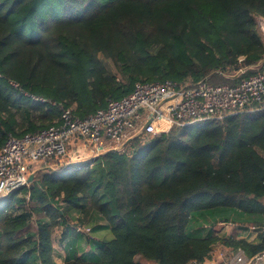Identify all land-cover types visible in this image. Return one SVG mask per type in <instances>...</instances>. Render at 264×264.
I'll list each match as a JSON object with an SVG mask.
<instances>
[{
    "label": "trees",
    "instance_id": "16d2710c",
    "mask_svg": "<svg viewBox=\"0 0 264 264\" xmlns=\"http://www.w3.org/2000/svg\"><path fill=\"white\" fill-rule=\"evenodd\" d=\"M261 20L264 0H0V150L137 83L236 85L256 70L230 79L235 71L264 61ZM236 212L264 217V109L142 133L60 171L42 166L0 200V264H54L61 224L63 264H203L217 245L262 253L264 235L251 247L211 228ZM76 214L110 239L76 230Z\"/></svg>",
    "mask_w": 264,
    "mask_h": 264
},
{
    "label": "built area",
    "instance_id": "2783aa9c",
    "mask_svg": "<svg viewBox=\"0 0 264 264\" xmlns=\"http://www.w3.org/2000/svg\"><path fill=\"white\" fill-rule=\"evenodd\" d=\"M264 61L235 71L230 79H239L248 69L255 73L236 85H213L208 79L137 83L133 91L118 100H109L84 119L69 111L60 114L59 122L33 134L9 137L0 150V200L29 184L33 167L66 155L73 139L98 150L106 142L121 149L124 140L137 124L144 123L143 133L157 135L173 127L222 120L243 112L264 109ZM264 262V251L248 257L242 249L225 264Z\"/></svg>",
    "mask_w": 264,
    "mask_h": 264
},
{
    "label": "crops",
    "instance_id": "0c3cea01",
    "mask_svg": "<svg viewBox=\"0 0 264 264\" xmlns=\"http://www.w3.org/2000/svg\"><path fill=\"white\" fill-rule=\"evenodd\" d=\"M145 126L146 124L144 123L137 124L135 130L133 132H130L129 135H127L122 147L125 146V144L130 142L135 137L141 135L143 133ZM111 150L117 151V147H115L110 142L108 143L105 141V144L103 143L98 150H93L90 149L89 147H86L84 141L79 139H73L72 141H70L69 145H67L66 155L59 159L49 160L47 162V165L49 169L60 171L61 169L69 165L78 164L80 162H89ZM73 159H76L78 161ZM73 161H76V163ZM227 218L228 220L226 222H217L215 225H213V227L211 226V228L215 231V233L219 237L223 239H229L231 237H234V239L236 240L245 241L251 247H258L263 244V235H264L263 216L248 215V214H242L236 212V213H231V215H229V217ZM97 222L96 224L98 226H101L103 224ZM98 232L99 233L102 232L104 234L103 235L104 238L99 239V236L94 235L96 239L106 240V241L110 239V235L106 230L99 229L96 233ZM66 233L67 231H65L64 236L67 237ZM68 237L67 239H69ZM67 239L65 238L64 240L65 244L67 243ZM65 244L63 247V254L56 252L52 248V252H53L52 258L54 264H63L66 261L67 254H66ZM81 247H82L81 248L82 254L88 255V253H90V247L88 246H81ZM237 250L222 245H217L216 247H214L213 251L210 253L209 257L203 262V264H225V262H227L229 259H231L234 256ZM244 254L247 255L245 251ZM141 263L146 264L145 261H141ZM256 264H264V262H259Z\"/></svg>",
    "mask_w": 264,
    "mask_h": 264
},
{
    "label": "rangeland",
    "instance_id": "374dc122",
    "mask_svg": "<svg viewBox=\"0 0 264 264\" xmlns=\"http://www.w3.org/2000/svg\"><path fill=\"white\" fill-rule=\"evenodd\" d=\"M258 25H259V30H260V32H261V34H262V38L264 39V20H261V21H259V23H258ZM211 84V83H210ZM118 150H120V148L119 149H117V151ZM73 160H76V159H73ZM71 161V160H70ZM76 161H78V160H76ZM76 161H73V162H75L76 163ZM42 166H40V165H37L36 167H33V171L36 173V171L39 169V168H41ZM28 197H26V199H27ZM62 204V202L59 204V205H61ZM74 218V220H72L71 221V223L70 224H72V227H75L76 228V230H82V231H84L85 233H87L86 235H97V236H99V239H103L104 237H103V233L102 232H98V233H93L92 231H91V225L89 224V223H83V222H81L80 220H78L79 219V217H80V214H76V215H72L71 216V218ZM34 219V218H33ZM59 221H61V220H59ZM66 223H67V221H66ZM97 223H99V222H97ZM100 223H102V222H100ZM93 224H95L94 222H93ZM71 228V227H70ZM30 231L32 232V233H34L35 231H36V224H35V222L33 221V223H31V227H30ZM72 229V228H71ZM88 229H90V231L88 230ZM64 231V232H63ZM65 231H67V229H66V226L64 225V224H61L60 226H58V227H56L55 229H54V232H53V234H52V236H51V241H52V248H53V250H55L56 252H58V253H61V254H63V247H64V244H65V238L67 239V237H68V235H67V237L66 236H64V233H65ZM94 236V237H95ZM52 254H53V252H52ZM34 264V263H33Z\"/></svg>",
    "mask_w": 264,
    "mask_h": 264
},
{
    "label": "water",
    "instance_id": "95a60500",
    "mask_svg": "<svg viewBox=\"0 0 264 264\" xmlns=\"http://www.w3.org/2000/svg\"><path fill=\"white\" fill-rule=\"evenodd\" d=\"M33 178H34V175L33 174L29 176V178H28L29 183L32 182Z\"/></svg>",
    "mask_w": 264,
    "mask_h": 264
}]
</instances>
